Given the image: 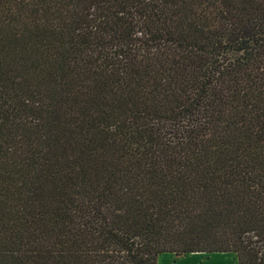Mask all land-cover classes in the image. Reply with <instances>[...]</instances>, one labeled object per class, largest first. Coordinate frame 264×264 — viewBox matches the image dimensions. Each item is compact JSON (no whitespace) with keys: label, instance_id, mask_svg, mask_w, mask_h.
Returning <instances> with one entry per match:
<instances>
[{"label":"trees","instance_id":"trees-1","mask_svg":"<svg viewBox=\"0 0 264 264\" xmlns=\"http://www.w3.org/2000/svg\"><path fill=\"white\" fill-rule=\"evenodd\" d=\"M264 264V0H0V264Z\"/></svg>","mask_w":264,"mask_h":264},{"label":"rangeland","instance_id":"rangeland-1","mask_svg":"<svg viewBox=\"0 0 264 264\" xmlns=\"http://www.w3.org/2000/svg\"><path fill=\"white\" fill-rule=\"evenodd\" d=\"M164 264H169L171 257L166 254H163ZM162 255V256H163ZM182 260L180 264H238V260L235 254H190L182 255Z\"/></svg>","mask_w":264,"mask_h":264},{"label":"crops","instance_id":"crops-1","mask_svg":"<svg viewBox=\"0 0 264 264\" xmlns=\"http://www.w3.org/2000/svg\"><path fill=\"white\" fill-rule=\"evenodd\" d=\"M167 255L171 257V260H170L169 264H180V261L182 260V257H177L175 254H172V253H167ZM187 255H190V254H187ZM200 255H202V254H200ZM163 257H164V255L163 256L160 255V257L158 259V264H164Z\"/></svg>","mask_w":264,"mask_h":264},{"label":"bare ground","instance_id":"bare-ground-1","mask_svg":"<svg viewBox=\"0 0 264 264\" xmlns=\"http://www.w3.org/2000/svg\"><path fill=\"white\" fill-rule=\"evenodd\" d=\"M217 254H220V253H217ZM222 255V254H221Z\"/></svg>","mask_w":264,"mask_h":264}]
</instances>
